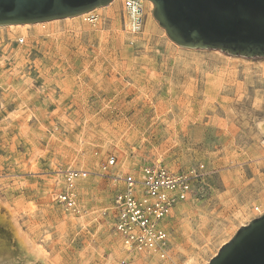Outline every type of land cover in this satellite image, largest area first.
<instances>
[{"label":"rangeland","instance_id":"1","mask_svg":"<svg viewBox=\"0 0 264 264\" xmlns=\"http://www.w3.org/2000/svg\"><path fill=\"white\" fill-rule=\"evenodd\" d=\"M116 2L93 22L0 25V264H131L114 253L110 176L156 162L207 172L172 212L163 264L200 249L207 264L218 239L262 215L264 54L178 45L144 3L129 32ZM70 169L84 224L57 200Z\"/></svg>","mask_w":264,"mask_h":264},{"label":"water","instance_id":"2","mask_svg":"<svg viewBox=\"0 0 264 264\" xmlns=\"http://www.w3.org/2000/svg\"><path fill=\"white\" fill-rule=\"evenodd\" d=\"M110 1L0 0V25L72 17ZM152 1L153 16L178 45L264 54V0ZM207 264H264V213L241 226Z\"/></svg>","mask_w":264,"mask_h":264},{"label":"built area","instance_id":"3","mask_svg":"<svg viewBox=\"0 0 264 264\" xmlns=\"http://www.w3.org/2000/svg\"><path fill=\"white\" fill-rule=\"evenodd\" d=\"M124 12L130 23L128 31L139 33L145 17L142 0H124ZM96 18L94 14H87L84 20L93 22ZM262 144L264 145V139ZM114 164L115 158L110 157L103 164L102 170L108 172ZM78 175V170H68L65 176L67 185L57 195L64 210L76 214L80 210L73 183ZM206 175L203 164L171 170L161 162L143 165L139 176L126 174L117 177V173H113L110 176L112 183L120 185L113 196V226L127 250H167L170 230L166 227V220L169 221L177 204L196 197L200 191L199 184Z\"/></svg>","mask_w":264,"mask_h":264},{"label":"bare ground","instance_id":"4","mask_svg":"<svg viewBox=\"0 0 264 264\" xmlns=\"http://www.w3.org/2000/svg\"><path fill=\"white\" fill-rule=\"evenodd\" d=\"M113 1H117L116 2V5H115V11H118L120 8H124V1L122 0H113ZM143 3L146 5L145 9H149V10H153L154 8V4H153V1L152 0H142ZM92 11L90 12H87V13H83V14H79L78 16H75V17H83L85 18L87 16V14L91 13ZM125 18H126V22H127V31L128 29L130 28V23L128 21V17L126 15V12H125ZM53 21H58V19H55ZM49 22V21H48ZM43 23H46V22H37V24H43ZM31 24H25L26 27L30 26ZM9 27H13L12 25H9ZM15 27H19V25L17 24ZM22 40V39H21ZM261 127V126H260ZM262 130V129H261ZM264 131V130H262ZM122 155V154H121ZM262 158V157H261ZM130 165V164H129ZM126 169V168H125ZM140 174V172H139ZM117 177H120L121 175L124 176V174H120V173H117ZM139 176V175H138ZM67 181V179H66ZM76 181V178L74 180V183ZM73 183V191H74V184ZM56 184V185H55ZM55 185V186H54ZM66 185H67V182H66ZM58 186V183H56V181H54V183H52V185L50 186V189H49V195H50V198H56L55 197V193H54V187ZM75 193V191H74ZM178 205V204H177ZM79 206V205H78ZM256 210L259 211V215L263 214L264 213V210H259V206H256L254 207ZM191 210V209H190ZM13 211V209H12ZM15 212V211H14ZM173 212V211H172ZM172 212H171V215H172ZM72 213H76V212H72ZM71 217H75L76 219H78L80 222L83 221V215L82 214H77V215H73V214H70ZM171 215L170 217L168 218L169 221L171 219ZM2 217V216H1ZM9 217V216H8ZM167 219V218H166ZM169 221L166 220V227L168 228L169 227ZM12 223V222H11ZM82 223V222H81ZM14 224V222L12 223ZM84 224V223H82ZM189 227V226H188ZM170 229V227H169ZM233 231V230H232ZM227 232V231H226ZM230 232V231H229ZM224 233V232H223ZM223 233L220 235L222 236ZM118 234V233H117ZM203 234V233H202ZM201 234V235H202ZM231 234V235H229ZM119 235V234H118ZM228 236L226 235H223L221 238L219 236L220 239H218L217 241V246L218 247H221L223 244L227 243L229 241V239L234 235V233H227ZM120 236V235H119ZM203 237V236H202ZM122 239V238H121ZM205 240V239H204ZM25 241V240H24ZM123 241V239H122ZM206 241V240H205ZM207 242V241H206ZM32 244V243H31ZM37 245V244H36ZM34 245V252H38L39 254H42L43 252L45 251H42V247L40 248V246H36ZM197 245V244H196ZM194 247V246H193ZM208 248H210L209 246H206ZM205 247V248H206ZM202 248V247H201ZM128 248H126V245L124 244V241L123 243L121 242H117L114 246V253L117 257H121L123 258L124 256H126L127 259H130L131 260V264H163L165 262H168L169 260H167L166 258V253H168V249L165 250L164 252H160V251H156V249H151L150 251L148 252H145V251H132V250H127ZM200 251H203L202 253L201 252H195L194 250L192 251H185V253H187V257L185 258V260L183 261V263L181 264H196V261L200 258L201 255H203L205 249H200ZM217 253V252H216ZM45 254V253H44ZM149 254V255H148ZM209 254V252H208ZM46 256V255H45ZM203 257V256H202ZM128 262V261H127ZM198 263V262H197ZM201 263V262H199ZM204 263H207L206 261H204Z\"/></svg>","mask_w":264,"mask_h":264}]
</instances>
